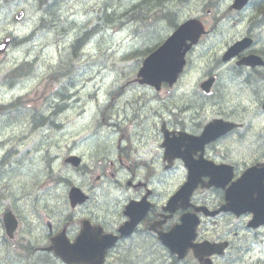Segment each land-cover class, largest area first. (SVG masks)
Here are the masks:
<instances>
[{
    "label": "flooded vegetation",
    "instance_id": "obj_1",
    "mask_svg": "<svg viewBox=\"0 0 264 264\" xmlns=\"http://www.w3.org/2000/svg\"><path fill=\"white\" fill-rule=\"evenodd\" d=\"M231 3L232 0L228 10L235 14L251 8L247 31L240 37L249 38L250 46L227 61H223L222 55L234 41L223 49L216 59L217 67L209 69L203 75V80L212 76L216 78L209 94H204L199 89L184 90L178 97L176 87L184 78L183 73L172 88L165 85L159 90L148 88V95L138 92L139 95H132L118 104L113 101L115 97L113 100L110 98L112 91H108L107 99L110 104L107 108L113 109L105 113L106 121L102 132L108 136L113 133V136L110 140L107 138L108 145L105 140L99 139L96 142L98 150L95 151L103 153L104 158L93 159L92 165L86 166L84 157L74 153L81 160L75 169H84L83 173L88 175L95 173L96 180L104 179L106 185H81L88 200L73 208V211H78L77 215L71 220L57 222L53 227L52 223L48 227L47 218L44 224L48 230L40 237L46 240V244L37 248L22 245V251H41L58 233H64L68 241L73 242L82 231H86L95 239L104 236L116 238L115 244L106 253L104 264H243L244 257L249 253L253 259L249 264H264V259L259 257L256 260L258 253L255 250L256 245L264 243V224L256 228L250 227L256 215L259 216L258 220L264 222V172H260L258 176H252L253 171L250 173L249 198H234V201H239L232 206L234 209L244 204L241 202H250L252 208L249 211L236 213L227 204V194L234 182L247 169H258L264 164V132L259 139L252 138V143L248 145V161L241 158L239 150L231 146L230 142L236 136L242 137L240 130L245 125L239 119L242 108L238 103L239 95L233 91L238 101H232L233 95L229 91V81L236 82V76L244 75L242 83L250 90V100L258 99L257 108L264 114V93L258 97L252 87V76L264 81V47L256 48L259 44L257 31L264 28V0H250L240 11L232 10ZM209 33L210 30L206 35ZM252 55L260 57L262 61H252ZM223 72H228L231 76L226 75L221 79ZM119 93L122 95L121 91ZM167 95L178 101H165L163 97ZM129 102V117L131 114L132 116L128 119L127 111L122 107L129 106ZM137 104L141 105V110L133 107ZM221 104L229 105L227 112ZM248 108L251 114L252 110H256L248 106H244L242 110L246 111ZM211 123H214L212 129L215 132L221 130L220 136L209 138L208 142L202 144V140L195 137L200 136ZM226 124L233 126L223 132ZM9 152L15 153L16 148L12 146ZM188 168L194 169L190 171ZM188 175L200 177L203 182L192 192L191 204L185 208H181L184 204H180L177 209L168 208L167 201L177 188L175 186L170 193L161 192L162 182L166 178H181V183ZM211 179H215L218 187L202 186ZM8 182L10 181L2 182L3 185L0 183V264H16L15 258L10 255L12 245L16 246L17 240H24L27 236L31 240L33 236L28 223L29 208L26 200L29 196L26 190L30 189L32 194L34 187L23 188V194L18 196L21 197L18 200L12 195ZM58 182L65 183L64 179ZM255 183L259 185L254 186ZM256 190L260 191L263 199L260 210L253 207ZM112 194L115 197L111 198ZM98 197L105 199L101 211L95 210L97 203L94 200ZM64 204H67L65 200L57 202L58 206L48 213L57 220L61 214L59 206L63 207ZM130 206L133 207L129 208ZM203 207L209 212L220 208L227 210L210 216L204 214L201 210ZM141 209L147 211L141 220L137 218L133 222L130 218L135 219ZM46 215L49 216L37 214L38 225L43 224ZM7 217L10 218L8 222ZM124 225L128 227V234L121 237L120 229ZM38 231L42 230H36ZM164 237L170 241L171 246H165L162 241ZM172 237L177 242L172 243ZM202 247L211 248L203 250ZM176 248H179V253H183L182 259H179V254L173 253ZM193 249L206 253L199 259L194 256ZM259 252L264 253V250ZM49 255L59 264H64L53 253ZM39 264L46 263L42 261Z\"/></svg>",
    "mask_w": 264,
    "mask_h": 264
},
{
    "label": "rangeland",
    "instance_id": "obj_2",
    "mask_svg": "<svg viewBox=\"0 0 264 264\" xmlns=\"http://www.w3.org/2000/svg\"><path fill=\"white\" fill-rule=\"evenodd\" d=\"M103 1L48 0L53 7L42 10L40 5L44 4L45 0H0V41L5 37L13 36L17 42L15 46L9 47L4 55H0V104L9 103L17 99L19 95L27 93L21 98L23 104L20 106V111L44 113L61 90L68 95L71 93V98L73 94L76 97L79 96L81 102L78 108L72 105L57 120L62 123V128L59 129L45 125L29 131V122L24 121L21 114L7 115L0 112V139L8 141L12 139L15 142L13 147L17 149L11 157L12 160L6 166L0 167V170L13 166L15 160L19 163L13 167L18 168L21 163L20 168L28 165L31 170L27 180L23 168L14 172L15 179H10L11 182H8L12 195L19 200L21 197L18 196L23 194V188L37 184L32 194L30 189L26 190L29 196L26 200L29 208L28 223L33 230L30 243L33 246L41 242L36 235V215L48 214L55 223L56 217L48 212L57 201L55 196L57 195L58 200H61L68 192V185L59 183L55 176L66 179L70 185L78 187L81 184L86 187L105 185L103 180L96 181L95 173L84 174V169L77 171L63 163V159L73 153L82 155L86 166L92 165L93 159L105 156L101 152H95L96 142L99 139L93 132L104 129L103 124L106 119L104 117L102 120L99 108L96 109L98 104L92 103V100L90 104L85 97L99 90L100 93L97 95L101 105L107 100V92L117 86H121L122 95L118 100L121 99L122 102L139 93L148 95L146 92L148 88L131 83L141 66L139 57L145 49L169 35L173 31L174 24L193 17L207 25L210 33L203 37L200 45L190 54L184 78L176 90L178 97L181 91H194L198 88V83L203 80V75L209 69L217 67L218 60L216 59L223 49L247 31L251 15V8H247L241 14L229 11L228 5L231 0H162L164 1L161 2L162 5L158 0H106L105 5L108 8L104 12L102 10ZM60 2L62 3L58 5ZM136 4L141 6L143 11L153 6L147 20H136L137 23L132 21L135 20L132 16H136L134 12L140 10L133 9ZM88 10L89 12L84 14V11ZM167 10H171L172 16H163ZM19 12L22 13L20 19L16 17ZM253 14L252 7V17ZM40 19H43V28L38 25ZM86 21L88 23L86 30L79 34L78 28ZM63 29L67 31L66 34ZM99 30L102 31L101 36ZM89 36H92L90 41H88ZM26 37L28 40L24 43L19 39ZM77 40L79 42H76ZM257 41L259 43L256 46L257 49L264 47V28L258 29ZM91 46L93 49L90 54H87V49ZM64 52L74 62L79 63V71L71 80L59 76L54 80H48V75L54 69V65L64 57ZM14 63L20 66L27 63L24 70L29 77L16 84H4L5 73L11 71L10 68ZM226 75L231 76L230 73L223 72L221 79ZM235 78L236 82L229 81L231 85L229 91L232 95L233 91L239 95L240 102L234 95L231 99L240 103L242 108H240L239 119L245 127L240 130L242 137L236 136L230 143L235 150H239L241 158L248 161V145L252 143V138L259 139L261 133L264 132V114H261V109L257 108L258 99L250 100V90L242 83L245 76L239 75ZM252 87L255 93H258V97L264 93V81L261 78L252 76ZM85 99L87 102L82 106ZM163 99L165 101L177 100L171 95L164 96ZM128 105L127 115L129 117L131 103ZM135 106L141 110V105L137 104L133 107ZM221 106L225 112L229 109L228 104H221ZM244 106L256 110H252L251 114L249 108L246 111L242 110ZM77 111L80 115H77L79 114ZM3 116L7 117L3 118ZM87 126L90 129H86ZM25 132L28 133L27 139L25 136L19 139ZM100 135V139L105 140L104 142L108 145L107 138L109 137L110 140L113 133L108 136L101 131ZM24 162H27V165ZM49 167L52 168L51 172L48 171ZM164 180L161 192L170 193L182 179L166 178ZM5 181L8 180L0 178V183ZM26 181L27 184H25ZM35 195L40 196L36 198L37 201H32ZM17 243L19 246L24 242L18 241ZM261 249L264 250V245H256L255 250L258 253L256 260L259 257L264 259V253L259 252ZM21 254L19 247L16 252L12 251L17 264L25 262L28 264L41 256L37 255L29 261L25 259L22 262ZM252 260L251 253L246 254L243 264H249Z\"/></svg>",
    "mask_w": 264,
    "mask_h": 264
},
{
    "label": "bare ground",
    "instance_id": "obj_3",
    "mask_svg": "<svg viewBox=\"0 0 264 264\" xmlns=\"http://www.w3.org/2000/svg\"><path fill=\"white\" fill-rule=\"evenodd\" d=\"M60 1V0H59ZM81 1V0H80ZM45 2H46V0H45ZM62 2H60V3H58V5H60ZM103 12L105 11V10H107V8L108 7H106V5H105V3H106V0H104L103 2ZM204 4V3H203ZM138 5L136 4L134 7H137ZM93 10V9H92ZM91 11V10H90ZM89 12V10L88 11H84V14H87ZM107 13V12H106ZM126 13V12H125ZM123 15V14H122ZM124 16V15H123ZM122 16V17H123ZM167 16H172L171 14H168V13H166V17ZM132 18L133 19H135V20H132V21H135V23H137L138 21H136V20H138L137 18H136V16H132ZM20 19V18H19ZM42 20L43 19H40V21H39V23H38V25L40 26V28H43V25H42ZM78 26V25H77ZM87 26H88V23H87V21L84 23V24H82V25H80V28H78V30H79V34L81 33V31L83 32L84 30H86V28H87ZM108 30H110V28H107ZM63 31H64V33L66 34L67 33V31L65 30V29H63ZM99 32H100V36L102 35V31L101 30H99ZM99 36V37H100ZM21 41H22V43H24V42H26L27 40H28V37H26V38H19ZM92 39V36H89V38H88V41H90ZM76 42H79V40H77ZM16 40H15V38H13V41H12V44H11V46H15L16 45ZM92 49H93V46H91V47H89L88 49H87V54H90L91 53V51H92ZM65 53V55H64V57H62V58H60V61H59V64H60V66H61V71H62V77L63 78H67L68 80H71V78L73 77V76H75V74L79 71V67H78V65H79V63H76V62H74L72 59H71V57H69L68 56V54L66 53V52H64ZM27 64V63H26ZM69 67V68H68ZM89 68H90V66H89ZM65 76V77H64ZM89 84H92V82H89ZM110 91H112V93H111V95H110V98L113 100V97H115L116 99L115 100H113L114 101V103L115 104H118V103H121L122 102V100L121 99H119L118 100V98L119 97H117V96H121L120 95V93H119V91H120V86H117V87H115L114 89H110ZM97 93H100L99 92V90L98 91H95V94H89L90 96H86L85 98L86 99H88V102L91 104V100H92V103L93 102H95L96 104H98V106L96 107V109H98L99 108V110H100V112H101V114H102V117H103V119L102 120H104V117H105V113L107 112V111H109V110H111V109H113V108H107V107H109V104H110V101L107 99L104 103H102L101 105H100V103H99V100H98V95H97ZM118 94V95H117ZM86 99L83 101V104H82V106H84L85 105V102H87L86 101ZM118 100V102L116 103V101ZM81 101H82V99H81ZM80 97L79 96H77L76 97V95L75 94H73V96H72V98H71V93L68 95V94H65L64 92H63V90H61V92H59L56 96H55V98L52 100V102H51V104L49 105V107H48V109L44 112V113H42V112H38V113H28V112H25V111H23V112H21L20 111V106L18 107V104L16 105V104H11V105H9L8 107H6L4 110H2V111H0V112H2V114H7V115H12V114H21L22 115V119H24V121L25 120H28V122H29V125H30V129H29V131H31V130H36V129H38V128H40V127H42V126H47V125H51V126H54V127H56L57 129H59V128H62V123H60V122H58L57 120L58 119H60L61 117H62V115L66 112V111H68L69 109H70V107L73 105V106H75V107H77L78 108V106L80 105ZM129 103H131V102H129ZM94 108V107H93ZM122 108H125L126 109V111H127V108L128 107H122ZM79 114H77V115H80V112L79 111H77ZM4 117H7V116H3V118ZM28 118V119H27ZM130 117H128V119H129ZM2 122V121H1ZM86 129H90L88 126H87V128ZM100 131H102V130H100ZM100 131L99 132H93V134L94 135H96L97 136V138L98 139H100V137H101V135H100ZM16 136V135H15ZM25 136V139H27V136H28V133H24L23 135H22V137L20 136L19 137V139H22L23 137ZM13 144H15V142L12 140V139H9V141L8 140H6V139H0V167H4V166H6L7 165V163L8 162H10L11 160H12V158L11 157H13L14 156V154H12V153H10L9 151H10V148L13 146ZM104 145V144H103ZM5 146V147H4ZM95 150H98V148H96ZM99 152V151H98ZM10 153V154H9ZM71 159H78V160H80L79 159V157H77V156H75L74 155V153L73 154H69L68 156H66L64 159H63V163L65 164V162L67 161V160H71ZM17 163H19V162H17L16 160H15V162H14V165L13 166H16V165H18ZM24 164H26L27 165V162H24ZM49 165V164H48ZM13 166H10L8 169H6V170H4V169H2V170H0V178H4V179H6V180H8V181H10V179H15V176H14V172L16 171V170H18V169H21V168H23L24 169V171H25V173H26V180H27V176L29 175V173L31 172V170H30V168L28 167V165H27V167H21L20 168V166H21V163L19 164V167L18 168H16V167H13ZM2 171H5V173H3ZM48 171L49 172H51L52 171V168L51 167H49L48 168ZM10 173H11V176H10ZM32 178H33V176H32ZM55 179L56 180H61V179H63V178H60V177H58V176H55ZM11 182V181H10ZM64 182L66 183V185L67 184H69L70 182L68 181V180H66V179H64ZM25 184H27V181L25 182ZM24 184V185H25ZM35 186H37V184H35ZM35 186H33V187H35Z\"/></svg>",
    "mask_w": 264,
    "mask_h": 264
},
{
    "label": "water",
    "instance_id": "obj_4",
    "mask_svg": "<svg viewBox=\"0 0 264 264\" xmlns=\"http://www.w3.org/2000/svg\"><path fill=\"white\" fill-rule=\"evenodd\" d=\"M236 1L239 2V0ZM245 1L247 0H240V3ZM202 32L200 22L195 19L178 27L155 52L144 60L138 72L142 82L152 86H157L162 81L172 84L182 69L186 51L197 41ZM172 201L174 202L175 199L173 198Z\"/></svg>",
    "mask_w": 264,
    "mask_h": 264
},
{
    "label": "trees",
    "instance_id": "obj_5",
    "mask_svg": "<svg viewBox=\"0 0 264 264\" xmlns=\"http://www.w3.org/2000/svg\"><path fill=\"white\" fill-rule=\"evenodd\" d=\"M180 1H184V0H180ZM158 2L160 5H162L161 2H164V1L158 0ZM133 9H135V10L140 9L139 11H136L134 13L136 14V18L138 20L143 21V20H147L150 12H152V10H153V6L150 9H145V11H143V8H141V6L134 7ZM166 13L171 14L172 12H171V10H167L165 13H163V16L166 17ZM150 51H151V49H145L141 56L148 54Z\"/></svg>",
    "mask_w": 264,
    "mask_h": 264
}]
</instances>
